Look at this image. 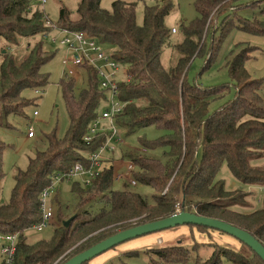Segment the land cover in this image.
Wrapping results in <instances>:
<instances>
[{"label": "trees", "instance_id": "1", "mask_svg": "<svg viewBox=\"0 0 264 264\" xmlns=\"http://www.w3.org/2000/svg\"><path fill=\"white\" fill-rule=\"evenodd\" d=\"M153 1V5L144 7L139 26L135 21L136 4L122 0L113 2L110 11L100 7L101 0H79L75 14L60 8L54 23L49 22L38 3L39 7H32L30 0H0V130L10 127V117L26 119L28 107L36 105L50 84V75L42 68L55 53L45 48L42 37L53 27L96 40L124 67L125 74L116 85L117 99L125 105L117 118L119 130L128 137L148 128L159 134L151 141L138 139L143 150L159 158L142 153L128 156L137 168L132 178L152 190V202L129 189L127 183H121L122 190H116L115 177L121 170L108 161L96 172L90 186L70 181L73 204L58 201L55 209L57 216L64 219L61 226L53 229L50 239L28 243L26 233L43 222L42 193L53 179H62L77 165L89 168L87 156L104 141L103 137L91 143L84 141L88 126L106 100L95 70H82L86 86L78 98L73 83L61 79L58 88L69 121L66 133L59 138L55 128L45 134V151L37 152L25 171L15 172L9 202L0 204V236L17 237L14 264H64L119 232L170 218L176 206L181 212L235 226L264 248V197L249 213L233 209L246 207V199L253 194L244 188H264V163L256 164L264 156L263 84L262 79H253L245 69L250 60L248 53L254 48L247 46L229 53L225 69L235 95L212 113L210 104L224 99L229 86L206 88L187 80L198 58L204 61L202 70L210 69L233 30L264 36V20L237 15L264 0H193L197 17L174 29V34L180 35L176 42L170 40L173 28L165 24L174 0ZM234 11L235 15H231ZM214 25L206 43L208 30ZM18 49L21 54L26 52L20 62ZM164 57L170 64L167 67ZM5 149L0 139V183L4 178L1 168ZM224 167L240 185L235 194L219 177ZM98 205L99 214L90 219ZM67 221L70 223L65 226ZM187 226L200 234L218 233L206 227ZM240 244L239 251L210 245L209 258L197 257L195 264H264L251 249ZM148 255L159 258L160 263L152 261L153 264L182 263L190 258V250L162 247L149 250Z\"/></svg>", "mask_w": 264, "mask_h": 264}, {"label": "rangeland", "instance_id": "2", "mask_svg": "<svg viewBox=\"0 0 264 264\" xmlns=\"http://www.w3.org/2000/svg\"><path fill=\"white\" fill-rule=\"evenodd\" d=\"M44 5H40L42 12L46 15L50 23L56 22L59 14V9L64 8L72 15L76 13L79 0H45ZM119 0H101L100 7L110 11L111 4ZM126 3L136 4V24L141 26L143 23V12L144 7H150L154 4L153 0H122ZM260 0H247V2H259ZM32 7H39L35 0H30ZM170 15L166 18L165 24L173 29L178 30L182 22H190L197 17L195 9H193V0H174L173 8ZM264 1L260 2L254 8H244L240 11H234L231 15H235L237 12L238 16L242 19H260L264 20ZM219 24V23H217ZM215 29V25L208 30V38H211V33ZM179 34H173L171 36V41L176 42L179 39ZM45 48L48 51L54 52L52 60L43 66L42 72L50 75V84L46 87V91L42 95V98L37 101L36 105L28 107L26 110V119L18 117H10L8 123H10L9 128L0 130V139L5 144L6 149L2 153V171L4 178L0 183V204H7L9 202V197L12 188L14 187V176L17 170L25 171L28 162L31 158H34L37 152H44L47 143L45 139V134L50 133L56 128L57 137H63L69 125L67 112L65 105L61 97V91L59 90V82L61 79L66 81H71L74 85L75 96L78 98L86 86V76L85 74L78 70L77 75L72 79H68L64 74V69L62 65L63 50L61 48H56V46L49 42L46 38L43 40ZM23 50L26 49V44L23 43ZM247 46L254 48L249 52L250 60L245 63V69L249 72L253 79H262V93L264 94V36L255 37L239 30H233L229 33L223 43L218 55L214 59V62L210 69L202 70L204 66V61L202 58H198L192 64L189 69L187 80L190 83H195L206 88H214L218 85H228L229 93L222 100H216L214 103L210 104V113L214 112L218 107L224 103L230 102L234 98L235 89L229 79L228 72L225 69V64L229 58V53L231 51H240ZM104 48V47H103ZM21 49L16 51L17 60L20 62L21 59L26 55ZM1 63V57H0ZM163 64L167 67L170 64L163 59ZM106 104L103 103L101 109H105ZM38 112V116L34 117L33 113ZM32 127L34 132V138H27L28 128ZM119 131V130H118ZM125 131H119L120 138L123 141V145L118 147L114 153L109 156V161L115 166L116 170H123L125 168L124 161L130 162L128 156H137L140 153L145 154L144 156L154 158H159L158 155L152 152H147L143 150L138 143V139L154 140L159 137V134L155 129L148 128L138 131L133 136L125 135ZM164 161V160H163ZM108 163V162H106ZM263 159L257 161L256 164L263 165ZM99 168L97 171L102 170L106 165L104 162L99 163ZM110 164L107 165V167ZM117 172V171H116ZM219 177L223 179L226 183V188L230 190L232 194L237 192L240 185L236 182L234 178L230 175L228 169L224 167ZM74 182V181H73ZM116 182V181H115ZM72 182H62L60 184H55L53 190L49 194L47 200V207L52 209L53 218L48 223V225L43 229L42 232L31 229L26 233L28 243L39 240H48L51 238L54 232V228L61 226L64 219H61L56 214L57 202L62 204H73L70 197V189ZM116 190H122L123 186L121 183H114ZM138 184V183H137ZM129 189L138 193L139 195L145 197L147 200L152 202L153 192L148 187H143L138 184L136 187H131L127 185ZM246 193H253L246 199V207H233L237 211L242 213H249L250 211L256 210L259 206L261 199L264 197V192L260 191L258 187H248L244 188ZM64 202V203H63ZM98 205L97 209H94L89 215V218H93L94 215L99 214ZM175 211H180L179 207L176 206ZM212 233V237L207 235H201L196 229L185 227H177L172 230L163 231L156 233L154 235L142 236L141 238L127 241L123 245L119 246L120 250H110L109 252L96 257V260L101 261L99 264H153L154 262H159V258L149 256V250L157 249L162 247H172V246H182L185 249L190 250V258L187 262L174 263L173 264H195L197 257L201 259L209 258L212 250L210 245H217L222 247H227L233 251H239L241 244L239 241L232 239L231 237L221 234ZM199 245V246H197ZM197 246V247H195ZM195 249H194V248ZM112 253V254H111ZM172 264V263H171ZM223 264H227L223 262Z\"/></svg>", "mask_w": 264, "mask_h": 264}, {"label": "built area", "instance_id": "3", "mask_svg": "<svg viewBox=\"0 0 264 264\" xmlns=\"http://www.w3.org/2000/svg\"><path fill=\"white\" fill-rule=\"evenodd\" d=\"M39 5H44L45 0H35ZM49 26V24H48ZM50 27V26H49ZM50 33L43 35L42 39H49V42L54 44L56 48L63 50L62 65L64 74L68 78L76 76L77 71L85 68H92L97 73L99 81V89L106 94L105 109L98 110L97 116L94 117L88 126L84 137L86 143H91L98 137H103L104 141L97 150L87 156V160L91 163L89 168L77 165L76 168L68 175L63 176V181L81 183L88 187L93 180L99 163L108 162L109 156L116 151L118 147L123 145V141L119 135V127L117 126L118 117L122 115L124 104L117 99L116 85L124 76V67L120 65L112 56L111 52L92 38L86 37L82 33L69 32L67 30L56 29L53 27ZM175 33V30H172ZM102 106V105H101ZM34 117L38 116V112L33 113ZM119 130V131H118ZM27 138H34V132L31 126L28 128ZM125 168L121 170L115 177V181L119 183H127L131 187H136L137 181L132 176L137 171L136 166L130 162H123ZM106 165V164H105ZM61 178H55L52 185L42 193V215L43 222L33 229L42 232L43 229L52 220V209L47 207L49 194L55 184L62 182ZM258 189L264 192V188ZM177 211L176 213H180ZM17 237L16 236H0V264H14L13 258L16 252Z\"/></svg>", "mask_w": 264, "mask_h": 264}, {"label": "water", "instance_id": "4", "mask_svg": "<svg viewBox=\"0 0 264 264\" xmlns=\"http://www.w3.org/2000/svg\"><path fill=\"white\" fill-rule=\"evenodd\" d=\"M69 223L70 221H67L64 225L68 226ZM187 225L206 227L218 233H223L247 246L264 263V248L251 235L235 226L233 227L219 220L217 221L206 217L202 218L189 212H180L175 213L170 218L158 220L154 223L141 224V226L132 227L123 232H119L118 234L113 235L100 243H97L91 249L70 258L64 264H85L95 259V257H98L109 252L113 248L123 245L127 241L138 239L142 236L153 235L158 232L172 230L177 227H187Z\"/></svg>", "mask_w": 264, "mask_h": 264}, {"label": "crops", "instance_id": "5", "mask_svg": "<svg viewBox=\"0 0 264 264\" xmlns=\"http://www.w3.org/2000/svg\"><path fill=\"white\" fill-rule=\"evenodd\" d=\"M30 139H33V138H30ZM212 233H203V234H201V235H207L208 237H212V235H211ZM116 250V249H115ZM117 250H120L119 249V247L117 248ZM112 254V253H111ZM98 257H100V256H98ZM97 258H95V260L91 263V264H99L101 261H99V260H96Z\"/></svg>", "mask_w": 264, "mask_h": 264}]
</instances>
